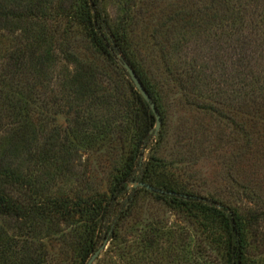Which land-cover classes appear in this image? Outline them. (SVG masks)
I'll return each instance as SVG.
<instances>
[{
    "label": "rangeland",
    "instance_id": "1",
    "mask_svg": "<svg viewBox=\"0 0 264 264\" xmlns=\"http://www.w3.org/2000/svg\"><path fill=\"white\" fill-rule=\"evenodd\" d=\"M210 1L101 0L103 15L112 28L128 19L131 55L158 92L164 112L158 132L154 133L155 124L148 129L149 144L142 149L134 175L139 176L148 158L155 157L165 167L159 173L184 192L213 200L217 206L237 212L247 223L252 222L253 215L260 216L253 225L249 223L247 257L252 264H264V76L251 87L235 86L232 92L226 89V94L214 96L211 71H205L210 77L208 84L199 80L194 84V77L189 78L183 72L184 56L174 54L171 40H167V36L171 37L169 34L174 35L172 30L177 36L182 32L180 36L185 35L189 44L179 38L180 44L188 46L187 51L195 50L193 43H204L206 54L202 60L207 61L208 53L213 52L214 57L218 56L226 64L235 61L231 50L218 48L221 43L222 48L227 46L221 36L230 32L223 27L231 16L230 0L215 2L217 9H221L216 21L209 20L203 26L191 21V28L184 23L189 20L185 17L187 13L196 9L203 12ZM49 2V13L54 17L59 0ZM176 14L179 16L169 21ZM256 17L250 21L257 22ZM45 29L55 35L56 41L60 40L55 44L60 60L53 69L51 81H42L47 112L38 124L47 129L41 142L47 141L52 132L60 134V141L53 146L56 155L51 163L38 166V171L33 173L36 166H26L24 175L29 176L33 191H37L40 199L76 201L108 193L112 175L131 154L145 130L142 116L133 102L127 78L110 68L93 51L82 28L69 18L55 17L46 22ZM20 31L0 32V56L13 48V39ZM237 35L240 36L236 33L233 37L236 39ZM244 35L251 37L249 30ZM217 37L220 39L218 46L214 42ZM223 38L226 40L225 36ZM65 55L82 64L94 65L104 74V86L117 90L119 104L116 108L90 107L85 102L76 106L72 100L60 101L64 93L60 80L65 67L72 69V61L68 62ZM255 61L256 58H252L251 65ZM260 62L264 65V60ZM231 67L228 74H233ZM240 88L242 93L233 92ZM54 100L59 108L57 104L52 107ZM127 104L133 105L132 111L127 110ZM75 126L80 132L76 140L73 139V143L62 140ZM128 188H133V184ZM7 191L15 198L32 200L33 192L26 187H9ZM76 222L71 220L56 225L37 219L31 223L29 239L42 244L43 264L79 263ZM13 226L10 220H0V227L9 234L15 231L11 230ZM120 233L123 244L119 242L114 247L107 241L94 264H223L211 239L196 223L144 191L139 193L137 204L123 222Z\"/></svg>",
    "mask_w": 264,
    "mask_h": 264
},
{
    "label": "trees",
    "instance_id": "2",
    "mask_svg": "<svg viewBox=\"0 0 264 264\" xmlns=\"http://www.w3.org/2000/svg\"><path fill=\"white\" fill-rule=\"evenodd\" d=\"M124 1L133 2V0ZM216 1L211 0L204 10L206 12L209 10V14L205 15L206 12L198 9L192 10L185 16L189 20L183 22L191 28V21H197L198 25L203 26L209 20L213 22L218 20L221 9H217ZM230 1L231 16L223 25L229 28L230 32L225 33L226 40L221 36L227 46L222 48L221 43L218 47L222 51L231 50V56L234 55L236 60L230 64H226L218 56L214 57L213 52L208 53L207 61L202 60L205 56L203 54L206 53L204 43L201 41L193 43L195 50L187 51L188 46L180 44L179 38H186L185 35L180 36L182 32L177 36L172 30L174 35L169 34L170 38L167 36V40H171L172 52L184 56L182 64L185 71L183 72L189 75V78L194 77V84L198 80L208 84L210 77L205 71H211V77L214 75V79L210 80L213 84L214 96L220 93L226 94L224 92L227 90L232 92L235 86L251 87L264 76V65L260 64V61L264 60V0ZM49 4V0H0V32L11 33L17 29L21 30L13 39V48L0 56V220L3 222L10 220L14 223L11 230H15L9 234L6 229L0 227V264H43L44 255L41 253L43 246L34 239H29L31 237L28 233L32 228L31 223L37 219L52 221L56 225L71 220L77 221L78 230L75 236L80 247L78 264H85L106 240L111 241L114 247L119 242L123 244L120 229L123 222L131 216L141 191L163 201L169 208L184 214L190 221L196 223L211 239L210 242L223 264H252L247 257V234L250 222L247 223L237 212H229L217 206L213 200L186 193L167 181L159 173L165 169L163 162L155 157L148 158L139 176L134 175L142 149L148 147L150 138L148 129L154 126L155 119L148 105L135 90L121 63L117 61L118 58L134 71L155 103L161 121L164 112L158 92L131 55L127 34L128 19H124L119 26L112 28L103 15L101 0H59L54 17L49 13ZM178 16L179 14L173 15L169 21L175 20ZM253 16L258 17L255 18L257 22L250 21ZM55 17L69 18L72 23L82 28L93 51L103 58L110 68L127 78L133 102L137 106L139 116H142V123L145 124L143 128L145 130L137 139L135 148L112 175L109 192L97 193L76 201L51 197L40 199L37 191H33L34 187L29 176L24 175L26 166L31 164L36 166L32 170L33 173L38 171V166L51 163L56 155L55 144L60 141V134L50 131L47 141L41 142L47 129H43L42 124H38L42 120L43 113L47 112L46 89L42 81H51L50 77L54 75L53 69L60 60L59 52L55 50V44L60 43V40L56 41L55 35L45 29L46 22ZM204 18H206L205 22ZM248 30L251 37L244 35ZM236 33L240 36L237 35L235 39L233 34ZM197 34L199 36V33ZM214 40L215 45L218 46L219 37ZM183 43L189 44L185 39ZM254 57L256 61L251 65V59ZM69 58H71L69 55H65L68 62L72 61V69L65 67V73L60 80L64 90L60 101L72 100L71 103L76 106L85 102L90 107L116 108L119 104L116 97L117 90L104 86L103 81L106 78L104 74L94 65L82 64L76 59ZM211 62L213 64L210 66ZM230 65L233 74L227 73ZM218 72L222 73L218 74ZM216 74L218 77L215 76ZM241 88L233 92L242 93L243 88ZM232 99H229L230 102ZM56 104L59 108L57 101L53 102L52 107ZM127 107V110L132 111L133 105L127 104ZM133 110H136V107ZM79 133L75 126L67 131L62 140L73 143V139L76 140ZM48 145L49 148L45 149ZM61 147L63 148L62 145ZM130 183H144L163 193L149 192L141 187L129 189ZM14 186L18 189L26 187L31 190L33 192L31 202L26 201V198L13 197L7 189ZM259 219L260 216L253 215L250 224L253 225V222Z\"/></svg>",
    "mask_w": 264,
    "mask_h": 264
},
{
    "label": "water",
    "instance_id": "3",
    "mask_svg": "<svg viewBox=\"0 0 264 264\" xmlns=\"http://www.w3.org/2000/svg\"><path fill=\"white\" fill-rule=\"evenodd\" d=\"M119 63H121L123 69L126 71L131 83L133 84L135 90L139 93V95L141 96V98L144 100V102L148 105L152 115L154 116L155 119V127H154V133L156 134L158 132V130L160 129L161 126V117L160 114L156 108L155 103L152 101L151 97L148 95V93L146 92V90L144 89V87L142 86V84L140 83V81L138 80V78L136 77L134 71L128 66V64L126 63H122L120 58H118L117 60ZM133 187H141L146 189L149 192H153V193H163L160 190H157L149 185H146L144 183H133ZM168 195H172V193H166ZM106 243L107 240L101 245V247L90 257V259L87 261L86 264H94L95 261L98 259V257L100 256V253L104 250V248L106 247Z\"/></svg>",
    "mask_w": 264,
    "mask_h": 264
}]
</instances>
